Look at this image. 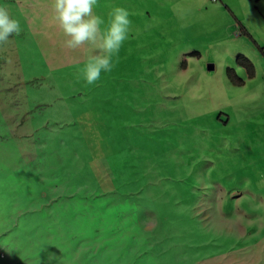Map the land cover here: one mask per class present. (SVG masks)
I'll return each mask as SVG.
<instances>
[{
    "label": "rangeland",
    "instance_id": "374dc122",
    "mask_svg": "<svg viewBox=\"0 0 264 264\" xmlns=\"http://www.w3.org/2000/svg\"><path fill=\"white\" fill-rule=\"evenodd\" d=\"M0 6V264H264V0H98L94 85L52 0Z\"/></svg>",
    "mask_w": 264,
    "mask_h": 264
},
{
    "label": "clouds",
    "instance_id": "9594fccd",
    "mask_svg": "<svg viewBox=\"0 0 264 264\" xmlns=\"http://www.w3.org/2000/svg\"><path fill=\"white\" fill-rule=\"evenodd\" d=\"M98 0H52L55 19L67 37L65 45L77 49L81 45H95L87 54L80 74L87 85L100 81L102 74L112 71L114 59L129 38L132 24L130 13L123 7H115L107 21L94 14ZM21 31L19 20L0 6V43L10 40Z\"/></svg>",
    "mask_w": 264,
    "mask_h": 264
},
{
    "label": "trees",
    "instance_id": "16d2710c",
    "mask_svg": "<svg viewBox=\"0 0 264 264\" xmlns=\"http://www.w3.org/2000/svg\"><path fill=\"white\" fill-rule=\"evenodd\" d=\"M237 64L246 69L249 78H252L254 76L253 66L244 57L239 56L237 59ZM231 74H232V71L228 70V75L230 76ZM237 84L241 86L242 82L238 81Z\"/></svg>",
    "mask_w": 264,
    "mask_h": 264
}]
</instances>
